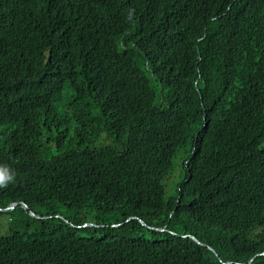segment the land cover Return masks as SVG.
I'll return each instance as SVG.
<instances>
[{"label":"trees","instance_id":"1","mask_svg":"<svg viewBox=\"0 0 264 264\" xmlns=\"http://www.w3.org/2000/svg\"><path fill=\"white\" fill-rule=\"evenodd\" d=\"M0 163V264H264V0H0Z\"/></svg>","mask_w":264,"mask_h":264},{"label":"clouds","instance_id":"2","mask_svg":"<svg viewBox=\"0 0 264 264\" xmlns=\"http://www.w3.org/2000/svg\"><path fill=\"white\" fill-rule=\"evenodd\" d=\"M16 176H17V173L11 165L5 164V163H0V189H6V188H8L9 185L15 183ZM261 254H263L262 256H264V252ZM258 255H260V254H258ZM258 255H256V256H258Z\"/></svg>","mask_w":264,"mask_h":264},{"label":"water","instance_id":"3","mask_svg":"<svg viewBox=\"0 0 264 264\" xmlns=\"http://www.w3.org/2000/svg\"><path fill=\"white\" fill-rule=\"evenodd\" d=\"M16 206H17L16 203L11 204V205L8 206L5 210H6V211L13 210ZM22 207H23L25 210L27 209V206H26L25 204H22ZM30 216H32V217H34V218H36V219H39V217L36 216V215H34L33 213H30ZM130 219H131V218H130ZM130 219H129V220H130ZM142 225L145 226V224H143V223H142ZM84 226H86V225H84ZM87 226H94V225H92V224H88ZM117 226H119V225H117ZM113 227H116V226H113ZM192 239H193L194 241H196L195 238L192 237ZM196 242H197V241H196ZM212 251H213V250H212ZM260 255H263V254H260ZM252 260H253V259H251L248 263H250Z\"/></svg>","mask_w":264,"mask_h":264}]
</instances>
